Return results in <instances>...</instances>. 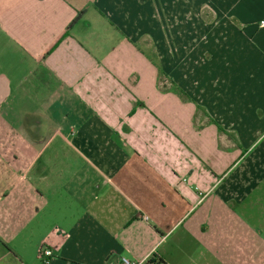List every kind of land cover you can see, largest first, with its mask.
Masks as SVG:
<instances>
[{
  "label": "crops",
  "instance_id": "crops-1",
  "mask_svg": "<svg viewBox=\"0 0 264 264\" xmlns=\"http://www.w3.org/2000/svg\"><path fill=\"white\" fill-rule=\"evenodd\" d=\"M261 21L264 0H0V264L262 245L238 217L264 180Z\"/></svg>",
  "mask_w": 264,
  "mask_h": 264
},
{
  "label": "rangeland",
  "instance_id": "rangeland-1",
  "mask_svg": "<svg viewBox=\"0 0 264 264\" xmlns=\"http://www.w3.org/2000/svg\"><path fill=\"white\" fill-rule=\"evenodd\" d=\"M254 154H252V157L254 156ZM248 160L252 161V159ZM253 195H255L254 197H256L255 206L248 205V207L246 208V205H239V207H241V209L244 208L243 210L246 212L245 215L241 213V215H239L238 217L240 218V220L245 222L244 224H247L248 226H250L251 228L253 227L254 230H256V239L264 240V180ZM232 206L236 207L235 204ZM237 210H240V208H237ZM235 235L237 236V234ZM243 235L244 233L241 232L239 239V243L241 244V246H243L244 244L241 240V237ZM234 247H228L227 240L225 239L223 249L225 250L226 258L232 255L235 258L234 261L229 262V264H264V243H262V245L258 244L255 248H252V244H250L247 248L241 247L240 250H237ZM249 256L253 257L252 260H248ZM237 259H239V262L236 263ZM35 264H39V262L36 260Z\"/></svg>",
  "mask_w": 264,
  "mask_h": 264
},
{
  "label": "built area",
  "instance_id": "built-area-1",
  "mask_svg": "<svg viewBox=\"0 0 264 264\" xmlns=\"http://www.w3.org/2000/svg\"><path fill=\"white\" fill-rule=\"evenodd\" d=\"M260 27H264V21L260 22ZM36 257L42 264H48L52 257L51 248L41 245L37 250ZM148 259L149 257L144 260H133L127 257H121L118 264H144Z\"/></svg>",
  "mask_w": 264,
  "mask_h": 264
},
{
  "label": "trees",
  "instance_id": "trees-1",
  "mask_svg": "<svg viewBox=\"0 0 264 264\" xmlns=\"http://www.w3.org/2000/svg\"><path fill=\"white\" fill-rule=\"evenodd\" d=\"M76 20H74V22H75ZM73 22V23H74ZM72 23V24H73ZM71 24V25H72ZM70 25V26H71ZM66 34L64 33L61 37H60V39L59 40H61V38H63L64 36H65ZM57 41L52 47H50L49 48V50L44 54V56L43 57H45L52 49H54L55 47H56V45L60 42V41ZM144 264H165L163 261H161V260H159V259H157L154 255H152V256H150L149 257V259L147 260V262H145Z\"/></svg>",
  "mask_w": 264,
  "mask_h": 264
}]
</instances>
